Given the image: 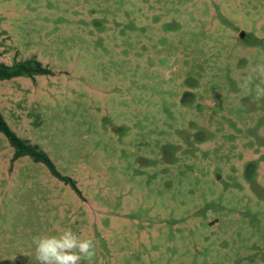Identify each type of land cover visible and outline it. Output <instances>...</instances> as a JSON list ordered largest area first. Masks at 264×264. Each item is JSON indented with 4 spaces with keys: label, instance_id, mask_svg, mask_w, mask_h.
Masks as SVG:
<instances>
[{
    "label": "rangeland",
    "instance_id": "1",
    "mask_svg": "<svg viewBox=\"0 0 264 264\" xmlns=\"http://www.w3.org/2000/svg\"><path fill=\"white\" fill-rule=\"evenodd\" d=\"M244 31V36L240 32ZM12 129L81 191L0 133V264L32 238H91L82 264H264V0H0Z\"/></svg>",
    "mask_w": 264,
    "mask_h": 264
},
{
    "label": "clouds",
    "instance_id": "2",
    "mask_svg": "<svg viewBox=\"0 0 264 264\" xmlns=\"http://www.w3.org/2000/svg\"><path fill=\"white\" fill-rule=\"evenodd\" d=\"M254 90L257 99L264 98V65H257L251 70L238 87L250 91L255 79ZM34 259L29 264H82L95 255V245L91 238H86L71 228H64L53 234L37 235L32 238Z\"/></svg>",
    "mask_w": 264,
    "mask_h": 264
},
{
    "label": "trees",
    "instance_id": "3",
    "mask_svg": "<svg viewBox=\"0 0 264 264\" xmlns=\"http://www.w3.org/2000/svg\"><path fill=\"white\" fill-rule=\"evenodd\" d=\"M52 71L36 58H28L18 61L13 65H7L0 62V80H8L15 77L51 74ZM0 133H3L14 148L13 159L23 156H30L35 162L45 164L50 172L61 181L69 184L74 191L81 195L76 181L67 175L62 174L49 154L41 149L37 144L31 143L29 140L20 137L9 125L0 109Z\"/></svg>",
    "mask_w": 264,
    "mask_h": 264
},
{
    "label": "water",
    "instance_id": "4",
    "mask_svg": "<svg viewBox=\"0 0 264 264\" xmlns=\"http://www.w3.org/2000/svg\"><path fill=\"white\" fill-rule=\"evenodd\" d=\"M240 36H241V37L244 36V31H243V30L240 32Z\"/></svg>",
    "mask_w": 264,
    "mask_h": 264
}]
</instances>
